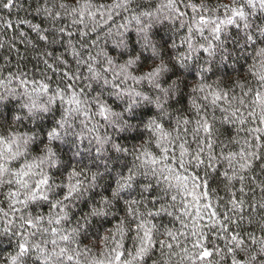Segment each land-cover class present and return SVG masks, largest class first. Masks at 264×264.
I'll list each match as a JSON object with an SVG mask.
<instances>
[{"label": "snow or ice", "instance_id": "1", "mask_svg": "<svg viewBox=\"0 0 264 264\" xmlns=\"http://www.w3.org/2000/svg\"><path fill=\"white\" fill-rule=\"evenodd\" d=\"M35 4L0 0V264H264V0Z\"/></svg>", "mask_w": 264, "mask_h": 264}, {"label": "trees", "instance_id": "2", "mask_svg": "<svg viewBox=\"0 0 264 264\" xmlns=\"http://www.w3.org/2000/svg\"><path fill=\"white\" fill-rule=\"evenodd\" d=\"M99 2L105 3V2H110V0H99ZM159 2H160V0H139V4L143 8H148L150 6H152V7L157 6L159 4ZM19 4L22 5V7L19 9V11H17L16 9H13V12H12L11 16L9 17L13 22H15L17 20L18 16L20 18L27 17V19L33 20L34 23L40 22V17L34 18V13H31V8L36 6L35 0H19ZM133 6L135 7V5H133ZM0 15L7 16L8 14L6 12H0ZM117 21L123 22L120 20L119 17H117ZM156 27L158 30H162V29H164V24H158ZM12 35H13V31L9 30L7 35L0 33V39H9ZM130 35H132L133 38L135 37L134 33H130ZM17 44H18V47L20 48L21 55H27L23 51L24 45L19 44L18 41H17ZM16 60H17V56H16L15 51L9 52L7 49L0 50V67H4L5 65H7L8 67L12 68V70L14 71L15 67H16ZM27 60L31 61L32 57L30 55H28ZM25 62H27V61H22V63H25ZM40 67L42 68L43 65H41ZM26 71H29V72L36 71V69L33 68V63L27 62ZM245 71H246V68H245ZM50 75H51V73H50ZM231 75L233 76V78H235V76L237 74H231ZM212 79L214 80V79H216V77H212ZM13 86H15V82L13 83ZM186 103H187V101H186ZM217 114L219 115V113H217ZM221 131L223 132V129H221ZM232 134L234 135V132ZM221 138L223 139L224 137H221ZM119 142L127 143L126 141H119ZM213 187L215 188L216 185H213ZM218 191H219V195L221 197H224L225 199L227 198L225 195V192L223 190L222 185L219 186ZM164 223H167V218L164 219ZM244 227L248 230H255L252 225H249L247 223H245ZM256 234L260 235V233L258 231ZM210 235H211V238L213 240L216 239L214 234H210ZM86 243H88V242L86 241ZM217 243H219V241H217ZM222 246L223 245L221 244V247ZM189 247H190V245H189ZM9 251H11V246L7 245V243L0 245V259L6 258ZM171 264H182V262L180 261V257L174 256L172 258Z\"/></svg>", "mask_w": 264, "mask_h": 264}, {"label": "clouds", "instance_id": "3", "mask_svg": "<svg viewBox=\"0 0 264 264\" xmlns=\"http://www.w3.org/2000/svg\"><path fill=\"white\" fill-rule=\"evenodd\" d=\"M137 3H139V0H137ZM118 23H119V21H117ZM103 34H101V36H102Z\"/></svg>", "mask_w": 264, "mask_h": 264}]
</instances>
